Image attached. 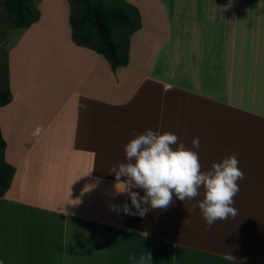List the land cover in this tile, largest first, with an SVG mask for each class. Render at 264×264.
<instances>
[{
	"label": "crops",
	"instance_id": "0c3cea01",
	"mask_svg": "<svg viewBox=\"0 0 264 264\" xmlns=\"http://www.w3.org/2000/svg\"><path fill=\"white\" fill-rule=\"evenodd\" d=\"M32 2L39 16L15 27L0 82L15 168L0 197V264H264V0H124L139 28L114 70L73 40L69 0ZM149 129L176 134L202 171L235 155L238 215L206 230L203 189L125 213L135 208L112 170Z\"/></svg>",
	"mask_w": 264,
	"mask_h": 264
},
{
	"label": "clouds",
	"instance_id": "9594fccd",
	"mask_svg": "<svg viewBox=\"0 0 264 264\" xmlns=\"http://www.w3.org/2000/svg\"><path fill=\"white\" fill-rule=\"evenodd\" d=\"M43 129L36 127L33 136H39ZM178 136L174 133H157L152 130L135 135L125 145V162L119 163L112 172L115 173L117 193H127L131 200L122 205L125 213L143 217L149 210H166L173 201V195L179 200H192L204 190V197L198 203L206 223V230L218 220L235 218L238 210L233 207L234 197L239 192V180L244 172L238 167L235 155L215 163L209 171H202L198 153L187 149L181 143L177 146ZM192 145L199 147V139L193 138ZM121 177L124 179L121 180ZM142 189L143 196L132 189ZM115 207V206H113ZM135 260V256H130ZM145 257H141V260ZM147 259L151 255L147 253ZM225 260L234 257L229 254Z\"/></svg>",
	"mask_w": 264,
	"mask_h": 264
},
{
	"label": "trees",
	"instance_id": "16d2710c",
	"mask_svg": "<svg viewBox=\"0 0 264 264\" xmlns=\"http://www.w3.org/2000/svg\"><path fill=\"white\" fill-rule=\"evenodd\" d=\"M71 4L70 23L72 38L79 44L101 53L114 70L128 61L129 35L139 28L137 8L123 2L115 8L106 9L103 0H69ZM80 9L78 16L73 13V5ZM6 14L13 27H28L36 21L39 11L32 0H2ZM122 28L124 39L121 45L114 38V31ZM122 48V52H121ZM11 100L7 88H0V105ZM5 141L0 132V197L7 191L15 172L14 166L4 158Z\"/></svg>",
	"mask_w": 264,
	"mask_h": 264
},
{
	"label": "rangeland",
	"instance_id": "374dc122",
	"mask_svg": "<svg viewBox=\"0 0 264 264\" xmlns=\"http://www.w3.org/2000/svg\"><path fill=\"white\" fill-rule=\"evenodd\" d=\"M104 7L106 9L115 8L123 4L124 0H103ZM80 9L76 4L73 5V13L78 16ZM15 27L12 26L11 18L6 14L2 6V0H0V82L4 78V71L6 73L5 68V49L6 44L10 42L13 38V32ZM114 38L117 42H120L121 45L124 39V30L122 28L116 29L114 31ZM122 52V48H121Z\"/></svg>",
	"mask_w": 264,
	"mask_h": 264
}]
</instances>
